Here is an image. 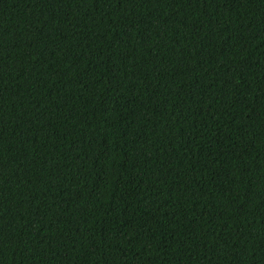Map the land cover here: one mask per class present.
Wrapping results in <instances>:
<instances>
[{"label":"trees","instance_id":"16d2710c","mask_svg":"<svg viewBox=\"0 0 264 264\" xmlns=\"http://www.w3.org/2000/svg\"><path fill=\"white\" fill-rule=\"evenodd\" d=\"M0 264H264V0H0Z\"/></svg>","mask_w":264,"mask_h":264}]
</instances>
